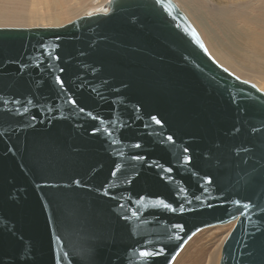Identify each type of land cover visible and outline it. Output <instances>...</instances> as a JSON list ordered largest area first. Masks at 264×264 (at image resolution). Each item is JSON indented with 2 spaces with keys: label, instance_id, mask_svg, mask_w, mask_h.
<instances>
[{
  "label": "water",
  "instance_id": "95a60500",
  "mask_svg": "<svg viewBox=\"0 0 264 264\" xmlns=\"http://www.w3.org/2000/svg\"><path fill=\"white\" fill-rule=\"evenodd\" d=\"M232 221L219 264H264V90L176 1L0 26V264H173Z\"/></svg>",
  "mask_w": 264,
  "mask_h": 264
},
{
  "label": "rangeland",
  "instance_id": "374dc122",
  "mask_svg": "<svg viewBox=\"0 0 264 264\" xmlns=\"http://www.w3.org/2000/svg\"><path fill=\"white\" fill-rule=\"evenodd\" d=\"M65 6H87L91 0H62ZM100 1V0H99ZM181 8L187 13L190 7L194 10L195 14H199L203 18L205 24L212 31L213 35L218 38L222 46H232V40L238 43V38L235 35H242L246 31V26H249L248 22L241 23L240 17L253 18V22L258 24H264V0H174ZM36 2V10L47 11L42 0H0V13L8 12L12 14H24L33 11L32 3ZM189 7V8H188ZM197 8V9H196ZM182 9V10H183ZM183 10V11H184ZM199 10V11H198ZM191 12V10H190ZM192 13V12H191ZM84 14V13H81ZM189 14V13H188ZM80 15V14H79ZM77 15V16H79ZM77 16L68 19L66 22H70ZM11 22V21H9ZM21 23V22H19ZM0 26L5 27H17L27 26L18 23H5L0 22ZM251 30L254 26L250 27ZM259 64L264 68V60ZM232 71V70H231ZM233 72V71H232ZM238 75V74H236ZM257 76L254 78L253 76ZM254 83H264L263 73H253L249 76H241ZM252 76V77H251ZM230 229L225 232V229ZM234 227V223H226L221 225H215L206 227L196 233L185 245L182 251L179 253L173 264H207L210 256L216 248L220 246L219 260L221 257L222 245Z\"/></svg>",
  "mask_w": 264,
  "mask_h": 264
},
{
  "label": "bare ground",
  "instance_id": "6f19581e",
  "mask_svg": "<svg viewBox=\"0 0 264 264\" xmlns=\"http://www.w3.org/2000/svg\"><path fill=\"white\" fill-rule=\"evenodd\" d=\"M108 2L109 0H91L90 4L87 6L77 5L68 7L65 6V3L62 0H42L41 3L44 5L47 11L36 10V2H33V11L24 14L3 12L0 13V22L27 25L17 27L59 26L68 23L66 22L68 19L79 14L80 15L77 16V18L97 12H106L108 10ZM190 10L188 12L189 14L185 10L184 13L188 16L190 21L200 33L211 55L221 65L230 71L232 70L234 74L241 76L244 75L250 77L251 74L256 72H261L264 74V68L262 69L263 66H261L259 64L260 61H258L261 59L264 60V24L262 25L253 22V18L248 19L245 16L240 17L242 24H245V22H248L249 24V26H246L245 28V33L242 35H235L236 38H238V40H236L238 43H235V40H232V46H222L218 38H216V36H214L212 31L209 29L210 26L208 27V24H205L203 18L201 17L202 15L200 16V13L195 14L192 7H190ZM251 26H254L253 30H251ZM253 77L256 78L257 76ZM256 85L261 90H264L263 82L257 83ZM230 223L235 224V221ZM229 229L230 227L226 228L225 232H227ZM219 251L220 246L216 248L214 253H212L207 264H217L220 254Z\"/></svg>",
  "mask_w": 264,
  "mask_h": 264
},
{
  "label": "snow or ice",
  "instance_id": "6c2138e0",
  "mask_svg": "<svg viewBox=\"0 0 264 264\" xmlns=\"http://www.w3.org/2000/svg\"><path fill=\"white\" fill-rule=\"evenodd\" d=\"M163 2H164V0H156L157 4H163ZM61 83H62V81H61ZM25 111H27V109H25ZM81 111H83V109H81ZM153 119H155V117H153ZM156 122L160 123V121H158V120ZM168 139L171 140V137H169ZM137 147H139V146L137 145ZM113 175H115V173H113ZM209 182H211L210 179H209ZM75 183L79 184V181H76ZM245 207H247V205H245ZM155 254L156 253H150L148 251H143V250L139 252V256H141V257H149V256H152V255H155Z\"/></svg>",
  "mask_w": 264,
  "mask_h": 264
}]
</instances>
